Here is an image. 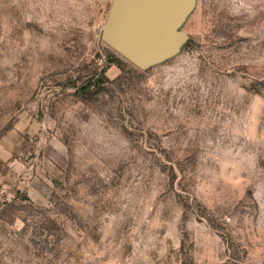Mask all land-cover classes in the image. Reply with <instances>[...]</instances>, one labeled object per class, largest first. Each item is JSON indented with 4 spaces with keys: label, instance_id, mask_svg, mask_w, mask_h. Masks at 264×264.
Segmentation results:
<instances>
[{
    "label": "rangeland",
    "instance_id": "rangeland-1",
    "mask_svg": "<svg viewBox=\"0 0 264 264\" xmlns=\"http://www.w3.org/2000/svg\"><path fill=\"white\" fill-rule=\"evenodd\" d=\"M113 2L0 0V264H264V0H191L144 68Z\"/></svg>",
    "mask_w": 264,
    "mask_h": 264
},
{
    "label": "water",
    "instance_id": "water-1",
    "mask_svg": "<svg viewBox=\"0 0 264 264\" xmlns=\"http://www.w3.org/2000/svg\"><path fill=\"white\" fill-rule=\"evenodd\" d=\"M191 0H114L103 41L117 54L144 68L169 53L174 28Z\"/></svg>",
    "mask_w": 264,
    "mask_h": 264
},
{
    "label": "trees",
    "instance_id": "trees-1",
    "mask_svg": "<svg viewBox=\"0 0 264 264\" xmlns=\"http://www.w3.org/2000/svg\"><path fill=\"white\" fill-rule=\"evenodd\" d=\"M115 61L117 62V64L120 65V63H122V60L119 58V57H116L115 58ZM87 84H82L81 88H82V91H89V87L91 85V83L89 82H86Z\"/></svg>",
    "mask_w": 264,
    "mask_h": 264
}]
</instances>
